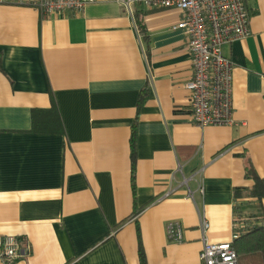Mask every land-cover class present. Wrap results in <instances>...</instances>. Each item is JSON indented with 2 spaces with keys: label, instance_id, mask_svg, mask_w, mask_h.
Here are the masks:
<instances>
[{
  "label": "crops",
  "instance_id": "0c3cea01",
  "mask_svg": "<svg viewBox=\"0 0 264 264\" xmlns=\"http://www.w3.org/2000/svg\"><path fill=\"white\" fill-rule=\"evenodd\" d=\"M246 4L249 34L222 46L234 124L199 127L187 41L171 28L179 10L134 0L131 16L94 0L42 15L0 0V237L18 238L12 264H140L139 250L145 264H197L203 236L230 241L238 215L264 225L246 174L264 179V0ZM173 219L179 242L165 235Z\"/></svg>",
  "mask_w": 264,
  "mask_h": 264
},
{
  "label": "built area",
  "instance_id": "2783aa9c",
  "mask_svg": "<svg viewBox=\"0 0 264 264\" xmlns=\"http://www.w3.org/2000/svg\"><path fill=\"white\" fill-rule=\"evenodd\" d=\"M94 0H10L11 3L29 6L42 15L77 11ZM132 16L134 0H118ZM147 9L175 8L180 18L172 25L184 34L191 63V77L185 81L190 120L199 127L231 126L234 124L232 107L233 62L222 53V46L249 34L250 13L246 0H138ZM181 166L177 164L176 171ZM197 174V173H195ZM183 177L181 184L193 178ZM173 189H169V195ZM201 192V187L198 188ZM188 197L193 193L188 189ZM199 227L204 234L208 223L200 218ZM243 224L235 218L231 240L209 242L203 236L197 264H238L237 253L232 245ZM167 240L179 242L183 238L180 221L173 219L165 223ZM16 236L0 237V259L12 264L20 256Z\"/></svg>",
  "mask_w": 264,
  "mask_h": 264
},
{
  "label": "trees",
  "instance_id": "16d2710c",
  "mask_svg": "<svg viewBox=\"0 0 264 264\" xmlns=\"http://www.w3.org/2000/svg\"><path fill=\"white\" fill-rule=\"evenodd\" d=\"M133 16L138 32L141 34L142 38L146 40L145 29L141 17L138 13H133ZM246 174L251 176L254 182L252 187L247 191V195L259 200L264 199V179L257 176L250 166H247ZM131 178L133 179V169L131 171ZM242 190V188H235V195L242 196ZM236 218L240 223L244 222L245 224H249L253 216L243 218L238 215ZM244 223H242L243 227L238 230V237L234 240L244 239L242 242L243 247H241L243 256L239 257L237 262L238 264H264V225H254L250 227L249 225L245 226ZM139 260L140 264H145L141 250H139Z\"/></svg>",
  "mask_w": 264,
  "mask_h": 264
}]
</instances>
